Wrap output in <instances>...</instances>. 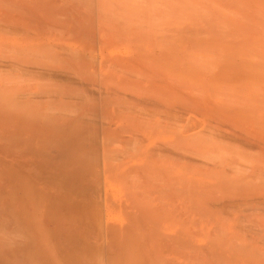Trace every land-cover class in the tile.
I'll list each match as a JSON object with an SVG mask.
<instances>
[{"label":"bare ground","instance_id":"6f19581e","mask_svg":"<svg viewBox=\"0 0 264 264\" xmlns=\"http://www.w3.org/2000/svg\"><path fill=\"white\" fill-rule=\"evenodd\" d=\"M197 1L105 16L109 1L0 0V264H264L233 231L249 220L264 241V88L228 83L206 42L189 53Z\"/></svg>","mask_w":264,"mask_h":264},{"label":"rangeland","instance_id":"374dc122","mask_svg":"<svg viewBox=\"0 0 264 264\" xmlns=\"http://www.w3.org/2000/svg\"><path fill=\"white\" fill-rule=\"evenodd\" d=\"M101 2L103 1L105 4L108 2V4H104L105 5V9H104V11L106 12L105 13V16H107L108 15V13L107 12H109L110 14H111V12L114 14L115 12H114V9L115 8H117V10H118V12H119V8L120 9H122V8H124L123 10H127L128 11V13H126V12H124V11H121L120 10V12H121V14L123 13L124 15H126L127 16V14H129V11L131 10V12H130V14L131 15H129V16H132V14H134L135 16L137 15V16H144L145 14H147L146 12H149V14L148 15H146V16H149L150 14H153V15H151V16H157V14L158 13H160L158 16H161V11H163V9H164V7H165V3H164V1L163 0H151V1H149L148 0V2L150 3V6H149V4H147L146 2H147V0L145 1V0H143L142 2H141V0H139L140 2H141V6H142V4L143 3H145V4H143V8H140V5H135L136 4V2H137V4L139 3L140 4V2L137 0H125L128 4H129V6L131 7L132 5V7L130 8H128L127 6H128V4L126 5V2L124 1V0H116L117 1V3H116V1L115 0H100ZM110 1H115L114 2V4H112ZM121 2V5L123 6V7H121V5H120V2ZM155 1V3H156V5L153 3V2ZM158 1H160V2H158ZM190 1H192V0H190ZM194 1V0H193ZM199 1V0H198ZM197 1V2H198ZM125 2V3H124ZM135 3V4H133V3ZM201 2H203L204 4H205V6H204V4L203 3H201ZM238 0L235 2V1H231V0H200V2H198V3H194V2H191L190 3V5L192 4V7L189 5V3H188V5H189V7L191 8H189L188 10L189 11H191V13H193V14H188V13H190L188 10V15L187 16H189V19H193L191 22L192 23H194V24H192V23H189L188 24V33H187V35H189V33H190V35L192 36V37H189L188 38V44H189V53H191L192 51H194V50H192L193 48L195 49V48H199L200 49V47L201 48H203V50L204 49H206V48H204V46H206L204 43L206 42V44H207V49H209V52H210V54L211 55H213L214 57H212V58H214L215 60H217V61H221L222 63L223 62H225V63H223V64H221V65H223L225 68L227 67V68H231L233 71H232V75L231 76H229V77H226V81H228V83H230V84H233V82L234 81H238V82H240V80L241 81H245V80H252L251 82L254 84L255 82H259V84L260 83H262L263 84V81H264V71H263V69H259L258 68V66H259V64H256V62H254L256 59H257V57H258V61L260 60V58L259 57H261L260 55L258 56V55H254V54H256V53H253L254 51H251L250 49H252V47H250L249 48V46L248 45H246V43H247V39H245V37L244 36H247L246 35V33H247V31H248V28H247V25H246V22H248V21H246L245 20V18L246 17H248V19H249V17L251 16L250 15V13H255V12H258L259 10H258V7H257V3L255 2L254 3V1H252V0H250V3L251 4H247V2L248 1H246V4H244V5H239L238 3ZM239 2H240V0H239ZM241 2H244L245 3V1H241ZM240 2V3H241ZM253 2V3H252ZM116 3V4H115ZM125 5H124V4ZM151 3H152V5H154V7H152L151 6ZM200 3V4H199ZM112 4V5H111ZM131 4V5H130ZM148 5V7H147V5ZM194 4V5H193ZM236 4V5H235ZM254 4V5H253ZM117 5V6H116ZM120 5V6H119ZM144 5H146V6H144ZM198 5H199V7H200V5H201V7L199 8L198 7ZM241 6V7H239V6ZM249 5V6H248ZM251 5H253L252 6V8L250 7ZM256 5V6H255ZM157 6V8L160 6V8L162 7L163 9H160V8H155ZM164 6V7H163ZM102 7V6H101ZM107 7V8H106ZM108 7H109V9H108ZM114 7V8H113ZM126 7V8H125ZM134 7H138V8H140V9H138L137 11L135 10L136 8H134ZM148 9V8H150V9H146V8ZM245 7V8H244ZM254 7V8H253ZM257 7V9H255ZM103 8V7H102ZM128 8V9H127ZM145 8V9H144ZM153 8H155V9H152ZM195 8H197V11H196V9ZM248 8V9H247ZM204 9V10H203ZM239 9H241L240 11H238ZM243 9H244V11H243ZM249 9H253V10H255V11H253V10H249ZM110 10V11H109ZM116 10V9H115ZM116 10V11H117ZM145 11V13H144V11ZM149 10H151V11H149ZM156 10H159V12L158 11H156ZM161 10V11H160ZM196 11V13H194L195 11ZM133 11H134V13H133ZM194 11V12H193ZM202 11V12H201ZM118 12H116V13H118ZM119 12V13H120ZM152 12V13H151ZM243 12H245V13H243ZM247 12V13H246ZM249 12V13H248ZM155 13V14H154ZM201 13V14H200ZM205 13V14H204ZM107 14V15H106ZM109 14V15H110ZM113 14H111L112 16H114ZM139 14V15H138ZM142 14H144V15H142ZM195 14V15H194ZM199 14V15H198ZM205 16H203V15ZM249 14V15H248ZM118 15H120V14H118ZM133 15V16H134ZM248 15V16H247ZM122 16V15H121ZM202 16V17H201ZM243 16H246V17H243ZM196 17V18H195ZM199 17V18H198ZM229 17V18H228ZM231 17H233V19H236L237 21H239V26H238V22L235 20V22H234V20L232 21V18ZM237 17V18H236ZM243 17V18H242ZM254 17L255 18H253V16H251L250 18H253V19H256V17L257 16H255L254 15ZM258 18V17H257ZM188 19V20H189ZM198 19V20H197ZM201 19V20H200ZM228 19H230L231 20V22H230V20H228ZM240 19V20H239ZM242 19V20H241ZM243 19H244V22H243ZM241 21V22H240ZM251 21V20H250ZM189 22H190V20H189ZM234 22V23H233ZM254 22H255V20H254ZM253 22V23H254ZM205 23V24H204ZM244 23V24H243ZM249 23V22H248ZM247 23V24H248ZM252 22H251V24H253ZM241 24V25H240ZM191 25H193V26H191ZM197 25V26H196ZM244 25V26H243ZM249 25L250 24H248V27H249ZM199 26V27H198ZM251 27H252V25H250ZM238 27V28H237ZM251 27H249L250 29H253V27L251 28ZM256 27H258L259 29L262 27V29L261 30H258V32L259 33H264V26H256ZM256 27H255V25H254V28L256 29ZM244 28H247V30L246 29H244ZM201 29V30H200ZM245 30H246V32H245ZM256 31V30H255ZM205 32V33H204ZM194 34V35H193ZM204 34V35H203ZM199 35V39H198V36ZM240 35H241V37H240ZM215 36V37H214ZM220 36V38H218V37ZM244 37V38H243ZM195 38V39H194ZM196 39H198V40H196ZM210 39H212L213 41L211 42V41H208V40H210ZM239 39V40H238ZM246 40V43H245V40ZM203 40V41H202ZM241 40V41H240ZM197 42V44H196V42ZM200 42V43H199ZM202 42H204L203 44H204V46L203 45H201L202 44ZM209 42V43H208ZM243 42V43H242ZM192 43H194L195 45H193ZM210 44V45H209ZM224 44L226 45V47L224 46ZM242 44V45H241ZM200 45V46H199ZM212 45V46H211ZM247 46V48H245L246 46ZM196 46V47H195ZM210 46H211V48L214 46V47H216V46H218V47H216V48H222L220 51L218 50H216V48H214V54H212L211 52H213L212 51V49L210 48ZM223 47H225V48H223ZM254 47V46H253ZM197 48V49H198ZM246 50H245V49ZM223 49L224 50H226V51H223ZM190 50H192V51H190ZM196 50V49H195ZM202 50V49H201ZM200 50V51H201ZM227 50L228 51H230L231 50V52H230V54H229V52H227ZM199 51V52H200ZM205 51V50H204ZM203 51V52H204ZM208 51V50H207ZM243 51H249L248 53L250 54V55H245L244 53H246V52H244L243 53ZM199 52H197V50L195 51V53H196V55H200L201 54V52L199 53ZM202 52V54H208L207 52H205V53H203ZM217 52V53H216ZM192 53H194V52H192ZM253 53V54H252ZM216 54V55H215ZM239 54V55H238ZM242 54V55H241ZM244 55V56H243ZM251 55H253L254 56V58H256V59H252L251 58ZM190 56H192L191 54H190ZM218 56V57H217ZM252 56V57H253ZM257 56V57H256ZM229 59H228V58ZM245 57L247 58V57H249L250 59H248L247 58V60H245ZM228 59L227 61H226V59ZM201 60H203V59H201ZM252 60V61H251ZM200 61V60H199ZM263 61V60H262ZM192 63L190 64V66L193 68V69H195V70H198V71H200L201 73L203 72L201 69L203 68V66H204V64L206 65V63H204L203 62V64L201 63V61H200V63L199 64H195V62L194 61H191ZM220 62V63H221ZM258 63V62H257ZM202 66H201V65ZM225 64V65H224ZM193 65H194V67H193ZM196 65V66H195ZM200 65V66H199ZM201 67V69H199ZM205 67V66H204ZM222 67V66H221ZM260 67V66H259ZM207 67H205V69H206ZM205 69L203 68V70L205 71ZM259 70H261L260 72H259ZM208 71H209V69H207V73H205V74H201L204 78H206L207 77V75H208ZM261 73H263V74H261V75H263L262 77H263V79H262V77L260 76V74ZM257 75V76H256ZM258 77H259V80H257L258 79ZM254 78H256V79H254ZM262 79V82L260 81ZM223 80H225L224 78H223ZM241 83V82H240ZM240 83H238V84H240ZM259 84H257V85H259ZM261 84V87L260 88H262L261 90H263V86L264 85H262ZM235 85H237V84H235ZM260 86V85H259ZM236 87H238V88H241V87H245V84L244 83H241L239 86H236ZM260 88H258V91H257V93H259V90H260ZM260 92H262V91H260ZM263 94H264V90H263V92H262ZM263 94H261L262 96H263ZM259 95V97H261L260 96V93L258 94ZM264 97V96H263ZM261 100H264L263 98H261ZM253 153H255L254 151H253ZM252 157V156H251ZM213 158V157H212ZM212 158H211V161H212ZM253 158V157H252ZM258 212L257 211H254L253 213H252V215H251V218L253 219V218H256V217H258V214H257ZM223 216H224V214H223ZM224 217H226V216H224ZM244 220V221H243ZM226 222V221H225ZM228 222H226L225 224H224V227L222 226V225H220V226H222V227H219V225L217 226V225H214L215 226V230H216V228L218 227V230H216L214 233L215 234H212V233H210V235L215 239V241H214V239L212 240L213 242L211 243V238H210V241H209V238H208V240L206 239V238H202V239H205V241H207V242H204V245H205V243H207L205 246L207 247V248H212L211 246H213V245H209V247H208V244L209 243H211V244H213L214 242H215V245H216V248H212V249H222L223 250V252L224 251H228V250H230V248H231V245H230V238L228 237V236H230V235H227L226 236V227H225V225L227 224ZM238 224H239V226H240V228L238 229H234V226H233V231H235L237 234H238V237L235 239V246H237V248H241V247H243L244 246V248H245V250L247 249L250 253H251V249H253V248H256V247H258V244H259V246L261 247L262 246V248L264 247V241L260 238V235L259 234H256L255 233V235H258V236H255L254 235V233L250 230V228H248L247 229V226L249 225V224H251V222L249 221V220H245V219H241V221H239L238 222ZM213 226V227H214ZM212 227V229L214 230V228ZM244 227V228H243ZM212 229L210 230V232H212ZM222 229H223V231H222ZM247 229V230H246ZM217 231H219L220 232V234L217 232ZM216 232L221 236V240H219L220 239V236L218 235V234H216ZM223 232V233H222ZM222 233V234H221ZM245 233L247 234V236L245 235ZM228 234V233H227ZM214 235H217V236H214ZM217 237V238H216ZM223 237H228L227 239L226 238H224L223 239ZM258 238H259V240H258ZM216 239H218L217 240V242L218 243H216ZM227 241H226V240ZM260 240H261V242H260ZM223 241H224V243H223ZM241 241V242H240ZM254 241V242H253ZM256 241H258V242H256ZM229 242V243H228ZM243 245H242V244ZM244 243H245V245H244ZM248 243V244H247ZM250 243H252V245H250ZM219 245V248H218V245ZM226 244V245H225ZM214 245V246H215ZM256 245V246H255ZM213 246V247H214ZM226 248V250H224ZM227 248H229L228 250H227ZM259 248V247H258ZM264 249V248H263ZM257 255H259L258 253L256 254V253H251V255H250V259H249V261H253V259H254V257L255 256H257ZM250 264H252L251 262H250Z\"/></svg>","mask_w":264,"mask_h":264}]
</instances>
